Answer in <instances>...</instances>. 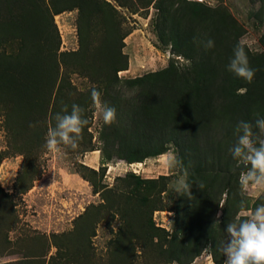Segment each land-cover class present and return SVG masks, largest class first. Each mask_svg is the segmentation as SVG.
I'll return each mask as SVG.
<instances>
[{
	"label": "trees",
	"instance_id": "1",
	"mask_svg": "<svg viewBox=\"0 0 264 264\" xmlns=\"http://www.w3.org/2000/svg\"><path fill=\"white\" fill-rule=\"evenodd\" d=\"M51 3L49 7L46 0H0V109L9 111L10 121L15 124L48 118L53 126L54 114L65 106L70 110L76 103L85 109L88 119L93 103L90 91H76L61 69L86 75L117 112L115 123L104 126L102 161L110 163L119 158L131 165L163 155L172 146L179 150L182 168L192 185L191 198L182 196L177 202V229L165 253H183L199 243L215 245L219 228L243 210L239 204L244 199L238 193L243 169L235 167L228 149L235 142L233 133L239 120L254 122L257 116H264V104H260L264 100V66L256 67L250 84L236 78L225 68L236 39L222 29L223 24L216 25V12L192 1L164 0L170 5V12L164 9V41L189 65L179 67L171 61L159 72L123 81L118 73L128 70V66L116 67L114 59L126 56L122 48L105 44L109 36L119 32L118 12L103 0ZM75 9L79 12L80 47L77 52L61 53L54 17ZM98 37L100 47H96ZM209 38L215 46L206 50L202 42ZM98 50L103 58H98ZM243 88L245 92L238 93ZM124 89L136 93L126 106ZM102 168L106 170L107 166ZM137 178L129 174L126 179ZM145 182L141 180L138 186ZM102 189L111 192L105 186ZM108 200L112 205L116 203L113 198ZM147 203L144 198L142 205ZM217 214L221 220L214 224ZM150 231L158 230L151 225ZM149 235L153 240L158 236ZM187 237L191 246L185 247L181 239ZM198 255L184 264H190ZM212 256L216 264H222V256L219 259L215 251Z\"/></svg>",
	"mask_w": 264,
	"mask_h": 264
},
{
	"label": "rangeland",
	"instance_id": "2",
	"mask_svg": "<svg viewBox=\"0 0 264 264\" xmlns=\"http://www.w3.org/2000/svg\"><path fill=\"white\" fill-rule=\"evenodd\" d=\"M103 1L121 17L119 32L109 36L105 43L113 49L122 48L126 56L114 59L116 67L128 66V70L118 73L120 79L159 72L171 61L179 67L189 65L173 54L171 45L164 41V9L170 12L169 3L164 0H144L145 4L140 0ZM186 1L215 11L216 25L223 24L222 29L230 32L236 43L244 38L246 51L252 49L248 52L250 66L254 69L264 66V0ZM46 2L49 7L52 5L51 0ZM78 18L77 9L54 17L61 53L79 50ZM126 33L129 35L123 39ZM98 39L96 47L101 45ZM96 52L98 58L102 57L99 50ZM61 73L81 94H87L93 85L78 70L62 68ZM124 91L123 98L127 101L123 106H126L136 93ZM244 92L245 88L238 93ZM260 104H264V100ZM8 115L9 111L0 109V264L22 261L29 264H184L197 253L190 264H216L214 251L219 259L223 257L224 264L225 257L218 249L221 242L227 240L223 232L225 225L219 228L215 245L199 243L183 253H165L177 229L175 209L182 197L169 188V182L184 171L178 169L174 174L167 166L170 153L179 158L175 146L143 163L129 165L119 158L110 163L102 161L101 151L106 147L102 139L105 125L92 103L88 128L82 132L79 147L57 156L43 148L47 130L52 126L48 118L44 122L31 120L22 125L10 121ZM41 132L42 138L39 137ZM98 158L100 163L93 168L92 160L97 162ZM102 166H107L106 170ZM129 174L138 178L128 180ZM141 180L146 182L138 186ZM103 186L111 192H103ZM239 189L245 208L236 216L232 215L234 220L247 218L258 204L264 203V190L250 187L242 191L240 185ZM125 195L130 196V200L123 198ZM108 198L116 203L110 204ZM144 198L148 200L146 205H142ZM225 199L226 196L221 205ZM151 225L158 231L149 232ZM149 233L158 236L153 240ZM181 242L185 247L191 246L189 237Z\"/></svg>",
	"mask_w": 264,
	"mask_h": 264
},
{
	"label": "clouds",
	"instance_id": "3",
	"mask_svg": "<svg viewBox=\"0 0 264 264\" xmlns=\"http://www.w3.org/2000/svg\"><path fill=\"white\" fill-rule=\"evenodd\" d=\"M214 46L215 41L211 38L202 42V47L206 50ZM246 47L244 38L237 41L225 68L236 78L250 84L254 79L255 69L250 66L248 58V52L252 49L248 48L246 51ZM90 96L103 124L115 123L116 109L102 100V92L97 86H91ZM84 112V108L73 103L70 110L65 106L54 114V124L48 128L43 145L47 153L59 156L64 151L79 147L83 129L88 124ZM233 134L236 139L228 152L235 167L243 169L239 176L241 190L247 191L250 187L264 190V116H257L254 122L239 120ZM167 166L175 174L176 170L182 169V162L177 155L170 153ZM191 187L186 171L169 182L173 193L188 198H191ZM239 207L245 208L244 200L240 201ZM218 216L219 214L214 224H219ZM223 232L227 240L221 242L218 250L225 257L224 264H264V203L258 204L247 218L227 222Z\"/></svg>",
	"mask_w": 264,
	"mask_h": 264
},
{
	"label": "crops",
	"instance_id": "4",
	"mask_svg": "<svg viewBox=\"0 0 264 264\" xmlns=\"http://www.w3.org/2000/svg\"><path fill=\"white\" fill-rule=\"evenodd\" d=\"M92 162H93V165H91V166L93 168H96L97 164L99 165V163H100V159L98 158V161L97 162H95V161L92 160Z\"/></svg>",
	"mask_w": 264,
	"mask_h": 264
},
{
	"label": "bare ground",
	"instance_id": "5",
	"mask_svg": "<svg viewBox=\"0 0 264 264\" xmlns=\"http://www.w3.org/2000/svg\"><path fill=\"white\" fill-rule=\"evenodd\" d=\"M139 166H141V164H139Z\"/></svg>",
	"mask_w": 264,
	"mask_h": 264
}]
</instances>
